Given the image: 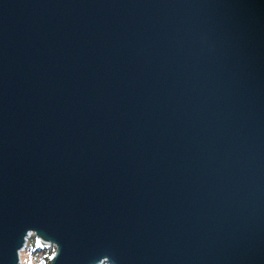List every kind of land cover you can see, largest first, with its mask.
<instances>
[{"label":"water","instance_id":"95a60500","mask_svg":"<svg viewBox=\"0 0 264 264\" xmlns=\"http://www.w3.org/2000/svg\"><path fill=\"white\" fill-rule=\"evenodd\" d=\"M33 232L264 264V0H0V264Z\"/></svg>","mask_w":264,"mask_h":264},{"label":"rangeland","instance_id":"374dc122","mask_svg":"<svg viewBox=\"0 0 264 264\" xmlns=\"http://www.w3.org/2000/svg\"><path fill=\"white\" fill-rule=\"evenodd\" d=\"M29 240L28 247L23 250L27 252L28 264H45L51 253H55L56 247L52 243L40 242L37 236L34 242L32 238Z\"/></svg>","mask_w":264,"mask_h":264},{"label":"snow or ice","instance_id":"6c2138e0","mask_svg":"<svg viewBox=\"0 0 264 264\" xmlns=\"http://www.w3.org/2000/svg\"><path fill=\"white\" fill-rule=\"evenodd\" d=\"M31 237H32V240L34 242L35 237H36L34 232L31 233ZM59 251H60V245H59ZM59 251H58V253H59ZM16 255H17V264H28V258H27V252L26 251L17 252ZM50 261H54V259H52L51 256H49V259H48V261H46V264H49ZM104 264H108V261H105Z\"/></svg>","mask_w":264,"mask_h":264},{"label":"trees","instance_id":"16d2710c","mask_svg":"<svg viewBox=\"0 0 264 264\" xmlns=\"http://www.w3.org/2000/svg\"><path fill=\"white\" fill-rule=\"evenodd\" d=\"M31 238H32V237H31ZM29 241H30V240H29ZM53 254H54V253H53ZM53 254L51 253V255H50V256L52 257V259H53ZM51 262H52V261H50L49 264H51ZM45 264H46V263H45ZM103 264H104V263H103ZM108 264H110V263H108Z\"/></svg>","mask_w":264,"mask_h":264},{"label":"built area","instance_id":"2783aa9c","mask_svg":"<svg viewBox=\"0 0 264 264\" xmlns=\"http://www.w3.org/2000/svg\"><path fill=\"white\" fill-rule=\"evenodd\" d=\"M31 237V233L29 234V236H28V238H27V242H28V240H29V238ZM43 241V240H42ZM43 242H45V241H43Z\"/></svg>","mask_w":264,"mask_h":264},{"label":"bare ground","instance_id":"6f19581e","mask_svg":"<svg viewBox=\"0 0 264 264\" xmlns=\"http://www.w3.org/2000/svg\"><path fill=\"white\" fill-rule=\"evenodd\" d=\"M24 250V249H23Z\"/></svg>","mask_w":264,"mask_h":264}]
</instances>
